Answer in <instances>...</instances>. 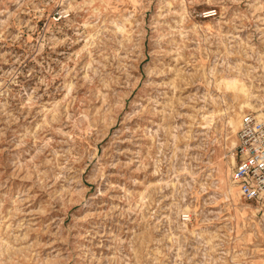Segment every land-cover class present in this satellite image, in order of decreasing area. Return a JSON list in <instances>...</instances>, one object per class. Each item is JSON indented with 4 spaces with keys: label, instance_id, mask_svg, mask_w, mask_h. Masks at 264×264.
<instances>
[{
    "label": "rangeland",
    "instance_id": "rangeland-1",
    "mask_svg": "<svg viewBox=\"0 0 264 264\" xmlns=\"http://www.w3.org/2000/svg\"><path fill=\"white\" fill-rule=\"evenodd\" d=\"M60 1L0 0V264H264L223 85L264 107V0Z\"/></svg>",
    "mask_w": 264,
    "mask_h": 264
},
{
    "label": "built area",
    "instance_id": "built-area-1",
    "mask_svg": "<svg viewBox=\"0 0 264 264\" xmlns=\"http://www.w3.org/2000/svg\"><path fill=\"white\" fill-rule=\"evenodd\" d=\"M216 11L210 10L205 16L216 15ZM58 16L63 17L60 12ZM237 139L232 180L238 185L243 199L263 207L264 122L259 121L252 112L245 113L241 119Z\"/></svg>",
    "mask_w": 264,
    "mask_h": 264
},
{
    "label": "bare ground",
    "instance_id": "bare-ground-1",
    "mask_svg": "<svg viewBox=\"0 0 264 264\" xmlns=\"http://www.w3.org/2000/svg\"><path fill=\"white\" fill-rule=\"evenodd\" d=\"M61 1H63V5H64V7L62 8L64 14H68L72 9V7L74 6L73 1L72 0H61ZM87 1L91 5L92 7L91 9H94V11H99L103 9L105 6L110 4L109 0H87ZM130 1L131 3H133V5L139 3V0H130ZM223 85L226 89L232 90L235 94V98L239 100L238 106L236 107L234 112H229L227 116V127L230 130V132L234 133L238 131L237 129H239L241 126L240 116H243L247 112H252L259 121L264 122V107L252 103L250 99L246 97L247 89L244 83H242L239 79L232 78V79L223 80ZM227 143L230 148H235L238 143V139L236 137H229L227 139ZM227 163L231 167L234 166L235 164L234 153L231 155ZM230 182L231 183L225 190V196L228 199L229 204L239 211V215L241 218H244L245 216H249V215H251L252 218H254V216L255 217L258 216V212L264 210V206L262 207L260 205H256L252 203H250L251 204L250 205L248 203L242 202L243 197L241 196V191L238 185L234 183L232 178L230 179ZM252 205L253 206L255 205L256 207H253ZM183 211L185 213H188L187 214L188 218H191L194 209L191 207V205H186ZM238 264H245V263L242 261V262H238Z\"/></svg>",
    "mask_w": 264,
    "mask_h": 264
}]
</instances>
